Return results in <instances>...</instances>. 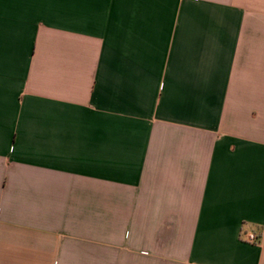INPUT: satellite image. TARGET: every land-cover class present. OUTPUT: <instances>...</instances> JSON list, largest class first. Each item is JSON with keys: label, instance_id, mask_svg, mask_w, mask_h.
I'll list each match as a JSON object with an SVG mask.
<instances>
[{"label": "crops", "instance_id": "1", "mask_svg": "<svg viewBox=\"0 0 264 264\" xmlns=\"http://www.w3.org/2000/svg\"><path fill=\"white\" fill-rule=\"evenodd\" d=\"M0 264H264V0H0Z\"/></svg>", "mask_w": 264, "mask_h": 264}, {"label": "built area", "instance_id": "2", "mask_svg": "<svg viewBox=\"0 0 264 264\" xmlns=\"http://www.w3.org/2000/svg\"><path fill=\"white\" fill-rule=\"evenodd\" d=\"M248 240H249L250 242L254 241V237H253V235H250L249 238H248Z\"/></svg>", "mask_w": 264, "mask_h": 264}]
</instances>
